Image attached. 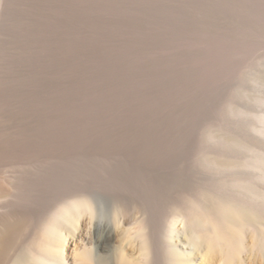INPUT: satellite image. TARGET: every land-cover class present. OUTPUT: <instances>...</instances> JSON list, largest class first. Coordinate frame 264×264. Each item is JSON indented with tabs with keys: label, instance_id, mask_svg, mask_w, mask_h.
I'll list each match as a JSON object with an SVG mask.
<instances>
[{
	"label": "rangeland",
	"instance_id": "rangeland-1",
	"mask_svg": "<svg viewBox=\"0 0 264 264\" xmlns=\"http://www.w3.org/2000/svg\"><path fill=\"white\" fill-rule=\"evenodd\" d=\"M0 134V152L24 154L17 166L54 191L91 169L155 220L185 202L196 264V211L255 197L256 234L212 264H264V0H0ZM91 230L64 239L69 258Z\"/></svg>",
	"mask_w": 264,
	"mask_h": 264
},
{
	"label": "bare ground",
	"instance_id": "bare-ground-1",
	"mask_svg": "<svg viewBox=\"0 0 264 264\" xmlns=\"http://www.w3.org/2000/svg\"><path fill=\"white\" fill-rule=\"evenodd\" d=\"M0 137L3 139L4 135ZM49 141L48 137L32 140L40 146L51 145ZM25 157L14 149L0 152V264H196L192 260L195 254L191 252V241L186 236L190 217L185 202H179L155 220L148 209L132 210L133 196L122 187L116 193L108 192L103 176L91 169L85 177L77 175L75 182L63 179L60 189L54 191L50 181L36 179L32 172L17 166L29 161ZM33 167L42 177L50 175L44 163ZM23 175L32 186L21 185ZM23 195L41 197L42 205L30 209L32 206L23 201ZM253 199L239 213L228 204H224L220 216L196 211L198 215L192 223L206 235L205 251L198 248L196 255L198 260H204L202 264H212L217 250L235 257L237 236L240 249L246 248L247 235L253 238L256 234L254 217L260 218L251 210L256 206ZM16 211L27 212L26 224L13 221ZM204 217L210 223L207 227ZM85 222L91 225V246L82 247L69 258L64 239L71 237L74 241L73 229ZM176 222L182 228L174 235Z\"/></svg>",
	"mask_w": 264,
	"mask_h": 264
}]
</instances>
